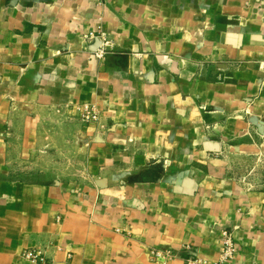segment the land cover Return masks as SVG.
Here are the masks:
<instances>
[{"label": "crops", "instance_id": "obj_1", "mask_svg": "<svg viewBox=\"0 0 264 264\" xmlns=\"http://www.w3.org/2000/svg\"><path fill=\"white\" fill-rule=\"evenodd\" d=\"M223 229L264 264V0H0V264L213 261Z\"/></svg>", "mask_w": 264, "mask_h": 264}, {"label": "built area", "instance_id": "obj_2", "mask_svg": "<svg viewBox=\"0 0 264 264\" xmlns=\"http://www.w3.org/2000/svg\"><path fill=\"white\" fill-rule=\"evenodd\" d=\"M92 39L96 38L100 44L96 47L97 55L102 56L104 53V38L100 34L88 33ZM104 43V44H103ZM78 115L81 121L85 123H93L99 120V112L93 104L80 103L76 105ZM99 126H102L99 124ZM220 250L216 260H208L199 257L192 246L184 244L179 250L170 248L152 247L148 250L151 260H166L179 256L186 264H223L232 259L235 253V242L230 229H223L220 233ZM20 256L27 260L30 264H49L50 258L46 256L43 250L39 248H25L21 251Z\"/></svg>", "mask_w": 264, "mask_h": 264}, {"label": "rangeland", "instance_id": "obj_3", "mask_svg": "<svg viewBox=\"0 0 264 264\" xmlns=\"http://www.w3.org/2000/svg\"><path fill=\"white\" fill-rule=\"evenodd\" d=\"M56 163H58V161L54 159L53 154H48L45 157L36 156L30 163L24 165L19 164L16 168H18L19 172L23 171L25 176L32 180L47 179L49 176H52L55 173L68 175V173L71 172L69 167H58ZM254 170L256 171V169ZM258 170H260L259 167L257 168V172ZM72 171H74V169ZM242 182H244L246 185L252 184L246 178H242Z\"/></svg>", "mask_w": 264, "mask_h": 264}, {"label": "water", "instance_id": "obj_4", "mask_svg": "<svg viewBox=\"0 0 264 264\" xmlns=\"http://www.w3.org/2000/svg\"><path fill=\"white\" fill-rule=\"evenodd\" d=\"M96 48V47H95Z\"/></svg>", "mask_w": 264, "mask_h": 264}]
</instances>
